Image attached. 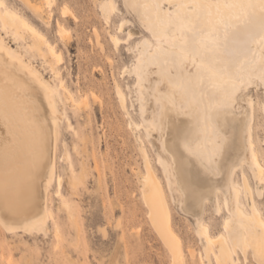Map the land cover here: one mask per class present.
Masks as SVG:
<instances>
[{
	"label": "rangeland",
	"instance_id": "obj_1",
	"mask_svg": "<svg viewBox=\"0 0 264 264\" xmlns=\"http://www.w3.org/2000/svg\"><path fill=\"white\" fill-rule=\"evenodd\" d=\"M106 1L54 0L50 8L46 7L51 18L41 20L23 0H2L0 10L6 8L22 14L55 46L62 60L57 64L47 55L45 47V58L40 56L29 47L32 41L30 34L23 30L16 33L9 24L0 23V42L8 50L7 53L0 50V67L9 72L5 80L12 85L16 108L26 119L19 126L29 133L33 131L37 139L48 134L51 147L54 145V176L48 184L45 180L41 181L42 188L39 184L42 201L41 190L45 195L48 188L50 217L48 215L42 226L25 231L17 228L7 230L0 222V264H219L215 261L217 246L211 250L207 246L198 220L207 228L209 236L214 238L224 233L222 222L231 216L229 212L232 209L231 204L229 208L225 205L224 197L229 180L241 188L239 202L251 217L246 223L231 224L232 252L230 259H222L221 264H264V249L254 242L263 235L258 219L264 222V51L261 60L251 57L240 68L233 69L225 60H213L211 55L214 53L210 49L213 44L221 49L229 40L247 48L249 32H242L240 28L256 20L252 18L254 11L247 9L245 15H237L231 24L224 27L207 28L202 15L196 23L206 30L203 49L197 60L208 57L211 60L208 69L217 79L223 81L232 76L236 82H241L229 95L230 107L225 102H213L211 108L216 111L214 118L221 129L215 135L225 137L224 144L226 139L228 141V146L227 143L224 145L227 154H224L211 143L213 137L209 138V129L201 139V110L192 102L187 86L182 85L183 79L202 76L201 87L211 91L209 70L198 67L193 72L195 63L191 58L174 64L167 61L162 67L148 62L139 65L140 58L149 49L157 45H171L175 34L186 33V30L190 32L192 26L183 17L193 6H184L185 11L181 12L175 3L151 0L152 12L159 9L164 15V18L155 19L161 32L158 36L150 31V23L127 6L126 0H112L115 11L109 20L106 19L101 9V3ZM62 10H68L69 17H62ZM211 11L216 13L217 7L212 6ZM59 25L63 29L61 35H57ZM260 34H264V24ZM112 36L119 38L117 46ZM257 66L262 68V75L256 74ZM52 68L58 72L57 76ZM139 77H142V85ZM43 82L53 91L50 97L46 95ZM117 87L125 96V108L116 95ZM13 98L8 95L5 109L10 110L14 105ZM187 104L189 107L186 108ZM192 111L198 112V118L194 119ZM249 114H252L253 126H250V139L262 166V175L258 174L256 167L242 162L230 176L232 167L243 157L247 161L245 142ZM7 116V119L10 118L9 114ZM229 121L230 125L225 124ZM34 134L27 136L33 137L32 141L37 143ZM27 136L17 135L20 144L17 150L21 156L25 148H22V142L29 143L31 139ZM185 136L198 138L194 140L197 151L192 144L188 147L199 160L181 146ZM168 141L173 144H168ZM204 146L208 147V151L204 150ZM30 147L37 151L36 147ZM175 152L181 157L175 159ZM145 158L167 199L172 230L181 247L179 258L175 257L149 216V208L143 198L147 172ZM24 161L27 163L22 156L19 163ZM51 165L53 167V163ZM167 165L171 167L170 173ZM170 175L176 176L173 177L175 184ZM183 179L187 180V184ZM246 184L251 188L245 187ZM199 186L198 193L195 190ZM11 191L18 193L14 188ZM216 196L219 209L213 203ZM20 203L17 205L20 213L14 221L0 216L5 223L15 226L28 219L24 213H29V208ZM245 224L248 231L246 246L240 240V231Z\"/></svg>",
	"mask_w": 264,
	"mask_h": 264
},
{
	"label": "bare ground",
	"instance_id": "obj_2",
	"mask_svg": "<svg viewBox=\"0 0 264 264\" xmlns=\"http://www.w3.org/2000/svg\"><path fill=\"white\" fill-rule=\"evenodd\" d=\"M23 1L39 19L45 20V18H49V19L51 18V16H50L51 13L47 12L46 7L50 8L52 3L54 2V0H39V2H37V0H23ZM165 1L169 4L175 3V4L179 5V9L181 12L185 11L184 6H187V5L193 6V9L188 12L187 16L183 17V19L186 20L188 22V24H190L192 26L191 29L193 31L190 29V32L186 30V33L182 32L180 34H175L173 36L171 45H167L166 47H163L162 45H159V46L157 45V47H155L154 49H152V50L149 49L147 51V53L145 54V56L140 58V64H139L140 66L143 62H148L152 65H156L157 67H162L163 64L167 61L174 64L176 62H184V61L186 62V60L188 58H191L192 61L195 63V69H193L194 70L193 72H196L198 67H202L204 69L209 70L210 69L209 63L211 60L208 57L201 58V60L198 58L199 60H197V57H199V54L201 53V51L203 49L202 44H203V39H204L205 34H206V30H204V28H202L201 26H198L196 24L199 21V17L201 15L203 16L204 24L207 26V28L208 27L209 28L210 27H217V26L224 27L227 24H231V22L236 19L237 15H245L247 12V9H251V11H254L252 18H256L255 21L253 19V22L244 24L240 28L242 32H245V33L249 32L250 38H249L247 48L244 49L242 47H239V46L235 45L234 42H232L231 40H229L227 42L226 46H223L222 48L220 47L221 49L216 48V46H215L216 44L215 45L213 44V45H210V49L212 50V53H214V55H211V58H213V60L217 59L218 60L217 62H219L221 60H225L227 65L232 67L233 69L240 68L251 57L256 59V61H259L263 58L262 52L264 51V34H260V33H261V27L264 24V11H260L261 0H215V1H212V0H165ZM126 3H127V6H129L132 10H134L138 16H140L143 20H145V22L150 23V29H151L150 31L153 32V35L159 36L161 34V32L157 29V22L155 21V19H160L164 15H162V13L160 12L159 9L157 12L156 11L154 13L152 12L153 11V9H152L153 8V2L151 0H126ZM0 4H3L2 0H0ZM181 4H183V6ZM230 5H237V6L231 7ZM248 5H253L254 7H249ZM212 6L217 7L216 13L211 11ZM101 9L105 13L106 19L109 20L110 19L109 17L115 11V6H114L112 0H108L106 2L101 3ZM67 13H68V10H66V11L62 10V13H61L62 17H64V18L69 17V14H67ZM200 19H201V17H200ZM1 22L4 25L9 24L12 27L11 29H13V28L15 29L16 33H18L20 30H23L24 32L30 34L33 42L32 41L30 42L31 45L29 47H31L40 56H42L44 58L46 55L44 53L43 47H45L47 55H49L51 58H53L57 64L58 63L60 64V62L62 60V56L56 51L55 46L53 44H51L50 42H48L46 40V38L44 37V35L36 27L31 25L29 23V21L24 16H22V14H19L16 11H13L10 9L8 10L5 8L3 11L0 10V23ZM121 24L119 26L120 30L122 27ZM58 27L59 28H58L57 35H61V33L63 32V29L60 25ZM236 30H238V29H236ZM23 31H21L22 34H23ZM222 32H224V31H222ZM218 34H220V33H218ZM224 35H226V34H224ZM20 36H21V34H20ZM17 37H19V36H17ZM223 38H224V36H223ZM225 39H227V38H225ZM112 41H113L114 45L117 46L119 44L120 40L118 37L112 36ZM215 43H216V40H215ZM186 47H189V48L186 49ZM205 48H207V47H205ZM0 50L5 51L6 53L8 52L7 48L5 46H3L1 44V42H0ZM1 56H2V54H1ZM172 64H170V65H172ZM191 66H193V65H191ZM27 67H28V69L31 68L29 66H27ZM27 67H26V69H27ZM216 67H217V64H216ZM218 69H219V67H218ZM30 70L32 73L35 74V71L33 69H30ZM52 72L55 74V76H57L58 72L56 71V69L52 68ZM202 72H204V71H202ZM209 72L210 73H209L208 77H210V79H211V87L209 89H211V91L204 90V88L201 87V84L203 82L202 76L189 77L187 79H183L184 83L182 85L184 87L187 86V89L191 93L190 98H191L192 102L201 110V115H202L200 118L201 119V126H200L201 127L200 128L201 139H203L205 137L207 129H209V138L212 139V137H213V139H214V142L212 139L211 143H213L214 147L217 150L221 149L222 150L221 153H224L225 152L224 151V148H225L224 145L228 141L226 139V142L224 144V138L225 137L221 136L218 138L215 135V132L221 131V129H219L217 122L215 121V118H214L216 115V111H212L211 108L214 105V103H219V102H225V104L230 107L231 101L229 99V95L231 92H233L234 89H236L237 87H239L241 85V82H236L234 80V77H232V76H228L225 80L221 81V80L216 78V76L213 74L212 70H209ZM256 74L257 75L263 74V70L260 66L256 67ZM5 76H9V72L7 70H5L4 68L0 67V216H2L6 220L14 221L19 216V213H20V212L18 213V208H17V205L20 202L25 203L26 207L29 208L28 210L30 212L27 214L24 213L25 216L28 217V219L23 221L22 223L20 222L19 225H17L16 222H15L16 223L15 226L11 225L10 222L5 223L1 219V217H0V222L2 223V225L7 230H13V229L17 228V229H21V230L25 231V230L35 229V228L39 227V225L42 226L45 222V219L48 217V215L50 213L48 211V208H47L48 188H46V194L45 195H44L43 190H41L42 197H43V201H42V200H40L41 197H40V193H39V184L41 183V188H42V182L41 181L45 180V182L48 184L50 179H51V176L52 175L54 176V145L51 147L48 134H45V136L43 135V136L39 137V139H37V137L35 136L33 131H32L33 133L31 131L29 133L24 128L19 126V124L25 123L26 119H24V116H22V114L20 112H18V109L16 108V101L14 100V98L12 96V90H11L12 85H9L10 82L8 80H5V78H6ZM179 81H181V80H179ZM139 83H140V85H142V77H139ZM43 84H44L43 86L45 87V90H46V95L48 97H50L51 93H53V91H51V88L47 85V83L43 82ZM60 85L62 86V83ZM178 85H180V84L178 83ZM28 90L33 91L32 89H29V88H28ZM116 92H117L116 95L119 98L121 106L123 108H125V96H124L122 90L119 87H117ZM8 95L13 98V102H14V105L11 106L10 110L5 109L7 107L5 102H8ZM182 95H183V93H182ZM170 101H172V100H170ZM170 103H174V102H170ZM78 105L80 106V104H78ZM185 107L187 108V107H189V105L187 104ZM221 109H222V106H221ZM6 114L7 115L9 114L10 118L7 119L8 116ZM168 114H169V112H168ZM193 114H194V119H195V117L198 116V112L192 111V115ZM251 115L249 114V117L246 121L247 138H246V142H245L246 144L245 145L247 146V152H248L247 156H246L247 161H244V159H243L244 157H243L242 160L240 161V163H238L237 165L233 166L231 164V166H233V167L231 169L230 176L232 174H234L236 168H238L242 164V162H247L249 165L256 167V169L258 170V174L262 175V166L260 165V163L257 160V155L254 151V148H252L253 142L251 141V139H252L251 138V133H252L251 127H253V126L251 125V120H252ZM171 117H172V115H171ZM199 117H200V114H199ZM224 118H226V116ZM52 121H54V120H52ZM194 121L195 120H193V122ZM233 121H231V122H233ZM229 123H230V121L228 123H225V124H229ZM35 128H37V127H35ZM236 128H238V127H236ZM239 128H240V126H239ZM227 129H228V127H227ZM228 130H230V129H228ZM228 130H227V132L231 133V131H228ZM196 132H197V128L195 129V134H196ZM27 134H34V138H35V140H37V143L35 141H32L33 137H31L29 135L27 136ZM17 135L18 136L23 135L24 137L27 136V137L31 138V139H29V143L28 142H22V148L25 147V148H23L24 149V155H22V156L26 158L27 163H25V161L21 162V164L19 163L22 159V156H21V153H19V150H17V148L20 147V144L18 143L19 138L17 137ZM185 137H187V136H185ZM185 137H184V140L182 142L183 145H181V146L185 147L186 149L185 148L184 149L187 150L188 152H190L192 154L193 158L196 157V159L199 160L198 156L196 154L192 153L188 147L189 144H192L194 147H196V151H197V145H196V143H194V140L197 137L195 139H194V137L193 138L192 137L191 138L190 137L185 138ZM180 140H181V138H180ZM38 141H41V142L38 143ZM168 142H166V146H167ZM34 143H35V145H34ZM168 144H170V142ZM172 144H170V145H172ZM30 145H32L33 148L36 147L37 151L35 148H34L35 151H33L34 149H31ZM227 146H228V143H227ZM239 146H240V144H239ZM236 147H238V146H236ZM166 149H168V148L166 147ZM178 150L180 152V149H178ZM204 150L208 151V147L204 146ZM255 150H257V149H255ZM177 153H178V151H177ZM177 153L174 156L175 159H178V156L181 155L180 154L181 152L179 153L178 156H177ZM220 155H222V154H220ZM245 155L243 154V156H245ZM36 156H37V158H35ZM55 156H56V154H55ZM179 157H181V156H179ZM187 157H188V155H187ZM33 158H35L34 161H33ZM175 159H174V161H175ZM245 160H246V158H245ZM195 162H197V161H195ZM228 162H227V164H228ZM51 163H53V167H52ZM145 163H146V158H145ZM162 163L164 164L165 161H163ZM193 163H194V161H193ZM218 163H219V160H218ZM146 164H145V166H147V172H146V176L145 177L143 176L144 177L143 198H144V201L149 208V216L153 222L152 224H154L153 226L163 236L164 240L166 241L167 245H169V247L171 248L175 257L179 258L181 247H180V243H179L175 233L172 230L171 212H170V209H169V206L167 203V199L165 197L164 191L161 187L159 180L151 171L149 164H147V165ZM227 164L225 163V165H227ZM177 165H180V163H178ZM187 165L189 166V164H187ZM191 165H192V163H191ZM194 165H196V164H194ZM192 166H190V167H192ZM164 167H165L164 169H166V165ZM169 167L167 165L168 171L170 173L171 167L170 168ZM223 167H225V166L223 165ZM205 168H207V167H205ZM217 168H218V165H217ZM180 169H181V167H180ZM198 170H201V169H198ZM222 170L224 171V168ZM180 171H182V170H180ZM186 173H188V171ZM225 173H227V171H225ZM204 174H205V172H204ZM182 175H184V174H182ZM189 175H191V173ZM203 175H202V177H203ZM179 176L180 175H178L177 177H179ZM185 176H187V175H185ZM173 177H174L173 175H170V178H171L173 184H175L174 178L176 176L174 178ZM52 178H54V177H52ZM177 179H179V178H177ZM224 180H225V178H224ZM227 180H228V178H227ZM183 181L185 183L187 180L185 181L183 179ZM183 181L181 180V184ZM197 181H196V183H197ZM210 181L208 183H210ZM57 182H58V187L60 188V179L59 178L57 179ZM201 183H202V181H201ZM186 184H187V182H186ZM194 184H195V182H194ZM204 184H205V182H204ZM210 184H213V183H210ZM216 184H215V186H216ZM3 185H4V190L2 187ZM12 185L14 187H11ZM190 186H192V185H190ZM201 186H199L197 188L198 190H195L196 188L194 187V190L198 192L201 189L200 188ZM196 187H197V185H196ZM242 187L244 189V186H242ZM245 187L248 188L249 187L248 184H246ZM13 188L15 189V191L17 189L18 193H13L11 191V189H13ZM182 188H183V186H182ZM249 188H251V187H249ZM184 189H185V186H184ZM241 191L242 190L239 186L235 185L231 180H229L228 185H227V191L225 192L226 194H224L225 195L224 197H225V205L229 208V205L231 204L232 209L229 212L231 216L228 217L227 219L225 218L226 220L224 219L222 222L223 223L222 228L224 230V233H221L218 236L213 238V237L208 235L207 228L203 224L200 223V220H198L200 231L203 234H205L207 246L210 248V250L214 246H217L216 250H217L218 254L216 256L215 261H217L219 264L222 263V259H226V260L230 259V255L232 252L231 237L229 236V231L232 230L231 224L240 225L241 222L246 223L250 220V217H251V214L249 212H247L239 202V197H240ZM194 193H196V192H194ZM186 194H187V192H186ZM188 195H189V193H188ZM191 195H192V193H191ZM198 196H199V194H198ZM230 196H231V198H230ZM195 198L196 197H193V199H195ZM193 201L195 203H197L195 200H193ZM213 203L215 204L217 209H219L217 196H216V199L213 200ZM195 206H193V207H195ZM253 207H255V205H253ZM255 210H257V209H255ZM26 211L27 210L25 209L24 212H26ZM49 217H50V215H49ZM257 223H258L259 228L263 231V235L261 237H258L257 239H255L254 242H256V246H259V247L261 246L264 249V222L261 220V218H259ZM9 232H11V231H9ZM247 237H248V231H247V227L245 224L242 227V230L240 231V240H241L242 244L245 246L247 245V242H248ZM234 247H235V245H234ZM211 253H213V252H211Z\"/></svg>",
	"mask_w": 264,
	"mask_h": 264
},
{
	"label": "snow or ice",
	"instance_id": "obj_3",
	"mask_svg": "<svg viewBox=\"0 0 264 264\" xmlns=\"http://www.w3.org/2000/svg\"><path fill=\"white\" fill-rule=\"evenodd\" d=\"M231 7H236L237 5H230ZM249 7H254L253 5H248ZM0 7H3V4H0ZM260 7L264 10V0H261Z\"/></svg>",
	"mask_w": 264,
	"mask_h": 264
}]
</instances>
